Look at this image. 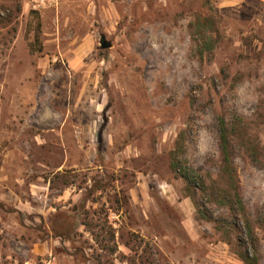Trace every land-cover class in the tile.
I'll use <instances>...</instances> for the list:
<instances>
[{"label":"rangeland","instance_id":"374dc122","mask_svg":"<svg viewBox=\"0 0 264 264\" xmlns=\"http://www.w3.org/2000/svg\"><path fill=\"white\" fill-rule=\"evenodd\" d=\"M233 112L264 159V0H0V264H246L213 130ZM240 148L255 218L264 167Z\"/></svg>","mask_w":264,"mask_h":264},{"label":"trees","instance_id":"16d2710c","mask_svg":"<svg viewBox=\"0 0 264 264\" xmlns=\"http://www.w3.org/2000/svg\"><path fill=\"white\" fill-rule=\"evenodd\" d=\"M255 123L256 125L258 123L256 118L248 120L237 114V112H233L217 114L213 124V130L218 137L221 151V175L225 177L229 185L221 202L225 207H228L232 217L231 220L224 218L225 234L228 237L226 241L246 264H259L260 242L256 229L257 227L264 228V205L259 208L257 216L254 218L240 192L234 161L237 155L242 153L239 149L243 144L246 147L244 153H247L251 162L259 168L264 167L260 142L254 133V129L257 128V126H254ZM173 165L175 170L181 172L188 188L200 181L201 175L194 168L182 166L181 169L177 160L174 161ZM202 189L204 191L208 188ZM102 214L97 212L95 214L97 217H95L90 216L89 212L86 211L83 225L101 249L115 254L118 251L116 229L108 218ZM206 217L214 221L219 219H213L212 214ZM230 231L234 233V237L230 234Z\"/></svg>","mask_w":264,"mask_h":264},{"label":"water","instance_id":"95a60500","mask_svg":"<svg viewBox=\"0 0 264 264\" xmlns=\"http://www.w3.org/2000/svg\"><path fill=\"white\" fill-rule=\"evenodd\" d=\"M103 46H106V44L103 42Z\"/></svg>","mask_w":264,"mask_h":264}]
</instances>
